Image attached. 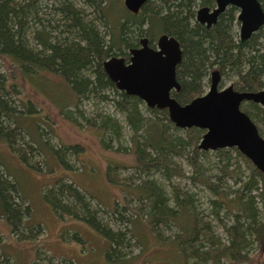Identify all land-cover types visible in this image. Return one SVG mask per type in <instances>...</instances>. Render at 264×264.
<instances>
[{
    "label": "trees",
    "instance_id": "trees-1",
    "mask_svg": "<svg viewBox=\"0 0 264 264\" xmlns=\"http://www.w3.org/2000/svg\"><path fill=\"white\" fill-rule=\"evenodd\" d=\"M114 1L0 0V146L25 166L35 168L29 165V159L40 152L38 145L43 143V135L34 117L35 104L30 99H20L16 77L41 93L36 80L44 75L51 79L57 76L74 98L71 105L74 110L64 111L69 106L65 105L60 111L62 116L75 126L82 120L100 132L104 150L129 152L133 156V178H122L118 166L108 165L105 179L136 203L129 207L130 203L123 199L120 212L116 201L115 209L107 211L111 224H101L96 218L100 211L92 209L99 205L73 183L58 179L42 194L57 217H61V210H67L69 217L89 224L108 242L109 255L129 248L133 221H143L155 237L158 227L170 232L175 229L172 242H168L181 255L183 264H237L245 258L242 251L251 244L245 242L247 235H255L264 251V225L258 224L255 205L258 196L264 201V173L235 148L200 150L198 144L204 130L176 128L167 110L147 108L137 97L118 91L103 69V62L113 56H123L127 61L130 49L137 47L142 37L152 44L165 34L176 39L182 49V59L175 71L180 90L171 92L179 104L202 95L214 70L220 73V87L228 83L238 92H257L264 89V28L247 41H239L237 9L230 6L210 28L198 24L196 9L212 7L214 0H148L137 14L124 8L125 12L116 19L112 17L115 11H111ZM257 1L264 11V0ZM90 98L111 102L123 123L107 113L86 117L78 104ZM240 110L264 138V109L244 102ZM73 112L78 116L73 117ZM27 120L32 123L34 133L24 124ZM40 121L51 129L45 119ZM124 127L130 132L127 147H123ZM22 134L35 138L33 144H24ZM19 141L22 146H17ZM112 143H117V148L113 149ZM59 148L52 150L58 159L64 156L66 161L68 152L73 156L81 152L76 145ZM211 157L216 161L211 162ZM236 159L240 161L234 163ZM60 161L65 168H72ZM183 165L189 168L188 176ZM177 179L188 180L193 191L186 185L180 187ZM199 187L211 196L210 209H201L195 192ZM254 191L258 194L253 195ZM222 210L234 218L226 229L227 245L209 232L211 221L221 223ZM30 213L16 183L0 176V218L18 240H32L43 233L40 226L25 225ZM62 235L67 239L66 233ZM76 235L69 238L80 240ZM0 258V264H10L1 254ZM52 260L46 258L48 264ZM65 262L73 264L70 260H62L60 264Z\"/></svg>",
    "mask_w": 264,
    "mask_h": 264
},
{
    "label": "rangeland",
    "instance_id": "rangeland-1",
    "mask_svg": "<svg viewBox=\"0 0 264 264\" xmlns=\"http://www.w3.org/2000/svg\"><path fill=\"white\" fill-rule=\"evenodd\" d=\"M112 6V13L115 11L112 17L120 18L125 12L123 0H115ZM154 45H156V41ZM115 57L124 58L120 55ZM52 78L44 75L36 80L41 94L36 93L27 83L16 77L20 99L25 101L30 99L35 104L37 112L34 117L39 121L38 128L43 135V143L38 145L40 152L32 154L29 159V165L35 168L25 166L16 156L9 154L7 148L0 146V176L6 181L15 182L20 197L28 202L31 213L25 225L32 228L40 226L43 233L32 240H18L15 234L12 235L7 222L0 218V254L6 257L10 264H48L46 261L48 255V258L53 259L52 264H60L62 260H70L73 264H183L181 255L174 249L173 244L168 242H172L175 229L170 232L166 228L158 227V230L155 231L157 237H155L143 221H133L131 228L133 238L129 239V248L126 251L122 250L119 254L114 252L109 255L108 242L89 224L79 218L69 217L67 210H61V217H57L44 201L43 191L51 189L58 179H64L66 182L73 183L83 195L91 197L94 204L99 205L92 209L97 208L100 211L96 213V218L101 224L104 222L111 224V216L107 211L115 209L116 201L120 212H122L124 204L123 199L130 203L129 207L136 205L130 195L121 192L118 187L108 184L105 179V170L108 165L118 166L120 168L118 173L122 178L127 180L133 178L135 174L133 156L129 152L104 150L98 136L100 132L87 126L82 120H78L79 126L67 121L60 111L65 105L69 106L64 111H73L74 98L68 86L60 78L57 76H52ZM227 85L228 83L224 84V86ZM78 109L86 117L107 113L115 116L119 121H123L122 116L113 109L111 102H100L94 98L82 99L78 104ZM73 113H75L73 117L78 116L76 112ZM41 118L50 124L51 129H47V125L44 127L40 121ZM29 122L27 120L24 124L26 123L28 130L34 133L32 123ZM123 130L124 141H126L123 147H127V137L130 132L126 127ZM22 138H24V144L26 142L30 145L35 140V138L32 140L26 135H23ZM74 145L81 147V152L78 155L73 156L68 152L67 161L64 156L60 157L62 161L72 167L67 169L52 149L57 150L60 146ZM111 145L115 149L118 144L112 143ZM17 146H22V142L19 141ZM210 160L215 162L216 158L211 157ZM237 161L240 160L236 159L233 162ZM242 163L239 164L243 165ZM182 168L185 171V176H188L189 168L185 165ZM1 172L4 174L2 175ZM175 182L180 187L186 185V188L190 187L189 189L192 190L188 180L177 179ZM195 192L199 195L201 209H210L208 200L211 199V196L202 187H199ZM257 194L258 192H253V195ZM255 205L257 206L258 224L264 225V201L259 196L255 199ZM220 215L221 223L211 221L209 232L222 245H227L229 235L226 229L232 225L234 218L225 210H222ZM22 231L25 234L27 229L24 228ZM63 233L67 234V239L65 235H62ZM72 235H76L80 240L70 239L69 237ZM244 239L245 242L251 244L242 251L245 258L237 264H264V251L260 248V243L255 235H247ZM41 252L48 255L44 254L45 256H43ZM38 258H42V261ZM190 262L192 261L190 260Z\"/></svg>",
    "mask_w": 264,
    "mask_h": 264
},
{
    "label": "water",
    "instance_id": "water-1",
    "mask_svg": "<svg viewBox=\"0 0 264 264\" xmlns=\"http://www.w3.org/2000/svg\"><path fill=\"white\" fill-rule=\"evenodd\" d=\"M148 0H123L125 9L137 14ZM232 6L237 9L238 37L247 41L264 28V11L257 0H215L210 10L203 7L196 12L201 25L211 27L217 17ZM140 48L129 51L128 64L115 56L103 62L108 79L118 91L137 97L147 108L167 110L169 120L179 129L199 128L204 134L198 144L202 151L237 149L261 173H264V138L249 117L240 110L244 101L264 109V89L258 92H238L232 85L219 87L220 74H210L208 90L188 103L179 104L171 92H179L175 71L181 62L179 43L168 35H161L156 49L142 38Z\"/></svg>",
    "mask_w": 264,
    "mask_h": 264
},
{
    "label": "flooded vegetation",
    "instance_id": "flooded-vegetation-1",
    "mask_svg": "<svg viewBox=\"0 0 264 264\" xmlns=\"http://www.w3.org/2000/svg\"><path fill=\"white\" fill-rule=\"evenodd\" d=\"M203 7H206V8H209L210 10H212V9L215 7V0H214V5H213L212 7L201 6V7H198V8L196 9V12H197L199 9L203 8ZM228 7H229V6H228ZM228 7H226V9H227ZM230 7H232V6H230ZM226 9H225V10H226ZM235 9H236V8H235ZM225 10H224V11H225ZM224 11H223V12H224ZM196 12H195V21L197 22V20H196ZM223 12H222V13H223ZM222 13H221V14H222ZM221 14H220V15H221ZM237 14H238V11H237ZM220 15H219V16H220ZM219 16H218V17H219ZM218 17H217V19H218ZM236 17H237V15H236ZM236 20H237V19H236ZM237 22H238V21H237ZM197 23H198V22H197ZM198 24H199V23H198ZM200 25H201V24H200ZM203 26L206 27V25H203ZM212 26H213V25H212ZM206 28H210V27H206ZM238 29H239V26H238ZM237 32H238V30H237ZM142 38H144V37H142ZM142 38H141V39H142ZM238 38H239V37H238ZM141 39L139 40L137 47L132 48V49H137V48H140V47H141V45H140V41H141ZM175 40H176V39H175ZM156 41H157V40H156ZM176 41H177V40H176ZM239 41H240V40H239ZM177 42H178V41H177ZM178 43H179V42H178ZM148 46L151 47V48H153V49H156V45H154V43L151 44L149 40H148ZM179 47H180V44H179ZM180 49H181V47H180ZM130 50H131V49H130ZM181 53H182V49H181ZM122 59H123V58H122ZM181 59H182V56H181ZM124 62H125V64H128V60H127V61L124 60ZM179 64H180V63H179ZM179 64H178V65H179ZM214 71H217V70H214ZM211 72H213V71H211ZM211 72H210V74H211ZM217 72H218V71H217ZM218 73H219V72H218ZM210 74H209V83H210ZM219 74H220V73H219ZM220 81H221V76H220ZM220 81H219V87H220ZM228 85H230V84H228ZM228 85H227V86H228ZM208 87H209V84H208ZM223 87H225V86H223ZM223 87H220V88H223ZM207 90H208V88H207ZM207 90H206V91H207ZM261 90H263V89H261ZM261 90H260V91H261ZM206 91H205V92H206ZM205 92H204V93H205ZM257 92H258V91H257ZM204 93H203V94H204ZM203 94H202V95H203ZM244 102H250V101H244ZM244 102H242V103H244ZM242 103H241V104H242ZM251 103H252V102H251ZM257 105H258V104H257ZM240 106H241V105H240ZM261 108H262V107H261ZM262 109H263V108H262ZM241 111H242V110H241Z\"/></svg>",
    "mask_w": 264,
    "mask_h": 264
},
{
    "label": "crops",
    "instance_id": "crops-1",
    "mask_svg": "<svg viewBox=\"0 0 264 264\" xmlns=\"http://www.w3.org/2000/svg\"><path fill=\"white\" fill-rule=\"evenodd\" d=\"M20 196V195H19ZM21 198V197H20ZM22 199V198H21ZM23 200L28 204V202L23 198ZM27 222V221H26ZM46 255V254H45ZM48 255V254H47ZM46 255V256H47ZM47 257H49V255L47 256Z\"/></svg>",
    "mask_w": 264,
    "mask_h": 264
},
{
    "label": "bare ground",
    "instance_id": "bare-ground-1",
    "mask_svg": "<svg viewBox=\"0 0 264 264\" xmlns=\"http://www.w3.org/2000/svg\"><path fill=\"white\" fill-rule=\"evenodd\" d=\"M249 161V160H248ZM250 162V161H249ZM251 163V162H250Z\"/></svg>",
    "mask_w": 264,
    "mask_h": 264
}]
</instances>
